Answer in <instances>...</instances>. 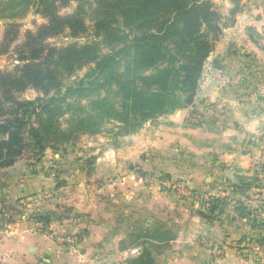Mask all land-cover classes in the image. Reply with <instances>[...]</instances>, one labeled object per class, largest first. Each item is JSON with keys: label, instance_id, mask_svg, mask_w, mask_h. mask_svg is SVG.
<instances>
[{"label": "crops", "instance_id": "crops-1", "mask_svg": "<svg viewBox=\"0 0 264 264\" xmlns=\"http://www.w3.org/2000/svg\"><path fill=\"white\" fill-rule=\"evenodd\" d=\"M123 140L94 154L89 168L58 160L46 169L47 153L38 163L18 159L0 168V264H129L144 247L154 264H211L213 248L224 250L219 264H264L263 248H247L257 260L242 259L240 244L264 242V215L253 217L264 208V184L233 189L250 182L264 157V0L240 1L204 63L192 104ZM110 175L113 184L97 185ZM162 175L211 203L159 190ZM37 191L51 196L38 214L40 229L15 210L19 198ZM67 224L77 232L70 244L57 241ZM157 225L169 240L145 237Z\"/></svg>", "mask_w": 264, "mask_h": 264}, {"label": "trees", "instance_id": "trees-1", "mask_svg": "<svg viewBox=\"0 0 264 264\" xmlns=\"http://www.w3.org/2000/svg\"><path fill=\"white\" fill-rule=\"evenodd\" d=\"M30 1L47 21L26 35L20 73H0V168L25 152L39 159L49 143L100 133L108 123H115L117 135L135 133L143 123L192 104L204 63L227 24L211 0L22 2ZM72 1L73 12L60 15L59 8ZM230 1L228 24L241 0ZM65 31L72 37L90 31L93 37L59 48L45 43ZM88 64L93 66L84 77L65 86V79ZM27 88L42 96L24 101L14 96ZM251 185L239 180L233 189ZM148 232L145 237L156 241L172 236L162 225ZM129 264H154L149 248Z\"/></svg>", "mask_w": 264, "mask_h": 264}, {"label": "rangeland", "instance_id": "rangeland-1", "mask_svg": "<svg viewBox=\"0 0 264 264\" xmlns=\"http://www.w3.org/2000/svg\"><path fill=\"white\" fill-rule=\"evenodd\" d=\"M22 1L23 0H14V1L0 0V73H3L8 76L18 75L21 70V65L26 62V60L23 59L25 57V52L22 51V49H24L22 44L26 38V35L31 32L34 33L40 25L46 23L47 21V18L41 13V8L36 6L34 1H32V3L30 1L26 5L23 4ZM211 1L213 2L216 11L220 14L221 22L228 24V22H230L232 18V16H230V11L233 8V3L230 0H211ZM76 5H77L76 1H72L67 6L59 8L58 13L60 15L69 14L73 12ZM86 23L89 26L91 25V21L89 18L86 19ZM92 37L93 36L90 31L79 37H72L68 35L67 31H65L64 33L47 37L45 43L49 44L50 46L59 48L62 46H66L72 42L84 43L92 40ZM104 52H107V50H104ZM92 66L93 64L85 65L80 70L76 71V73L72 77L65 79L64 81L65 86L71 85L76 81H78L79 79H81L82 77H84V75L90 71ZM14 96L18 98V100L24 101V100H34L37 97H41L42 94L32 88H27L22 92H15ZM143 124L141 125L140 128H142ZM105 128L106 129H104V131L96 134H89V133L80 134L76 140H70L69 142H65L63 144L49 143L48 146H46L43 155L41 156L42 158L47 153L48 157L46 158V166H47L46 169L55 168L53 164L56 165V161L58 160H63L62 163L66 162L65 164L66 167L71 165L72 162L78 163V161L80 160L79 161L80 166L89 168V166L91 165V161H94L95 156L100 154L104 149H106L107 146L111 148V145L115 146L116 142H120V140H123L128 135L133 134V133L131 134L129 133V134L117 135L116 134L117 129L115 127V123H108ZM140 128L138 130H140ZM94 154L97 155L94 156ZM53 155H59L60 159L53 157ZM41 158L37 159V157H35V155H33L31 152H25V154H23L18 159H23L26 161L27 160L31 161L33 163H38ZM262 160H264V157H260L256 162L253 175L250 177V182H252V185L256 183L261 185L264 184ZM62 176L63 173H61L60 176H58V178H61ZM161 177H166V176L165 175L158 176L155 179V183L157 185ZM252 178H255L257 180L252 181ZM113 179H116L115 176L110 175L104 181H98L97 185L98 186L105 185V183L113 184L114 181ZM169 179L185 184L184 181L179 179H172V178ZM62 180L65 182L67 181V179L65 178ZM185 186L189 188L187 185ZM253 187L255 189L258 186H253ZM158 188L159 190L161 189L159 185ZM191 190L193 192L195 191L193 189ZM161 191L168 192L163 189H161ZM109 192L111 193L112 191H108V193ZM193 192L192 195H186V197L184 198H179V197L177 198L180 200L197 201V203L201 205L203 203V200H201L203 197H201L200 194H199L200 197L199 196L196 197L195 194L193 195ZM168 193H171V195L175 196L171 191H169ZM38 194H43L46 197L47 201H45L43 207L46 206V204H49L51 198L50 194L44 191H37L31 195L22 196L21 198H19L15 203L16 205L15 210L19 212L18 216L20 215V213L25 215L24 221L25 222L27 221L26 223H31L33 226L40 229L42 227V223L39 220L35 219L36 218L35 216L27 215L25 209L20 207V202L25 200L26 197L29 198L31 196H35ZM65 195L66 193H63L61 191V196L65 197ZM212 198L213 197H211L207 202L211 203ZM256 215L259 217L261 215H264V209L261 208V210L253 211V217H257ZM263 223H264V219L261 222V224ZM65 229L66 231H63L62 235H59L57 237V241L66 242V243L69 242L70 244L71 242L75 241L74 234L77 232L73 229H70L68 224L65 226ZM201 240L202 241L206 240L207 242H210L208 239L205 238ZM240 244L241 246H243L242 249L243 251H241V254L243 256L242 259H245L244 257L247 256L248 258H251L254 261L257 260L259 256H257L256 258V255L250 254L248 252L249 250L247 248H252L251 247L252 245H258L259 246V249H257L258 251L262 250V248L264 249V242H262L258 237L244 238L240 242ZM208 247H210V245H208L207 248ZM215 250H217V248H213L214 253L212 252L209 253L211 264H216V263L219 264L223 260L222 255H224V250L220 248L217 251Z\"/></svg>", "mask_w": 264, "mask_h": 264}, {"label": "built area", "instance_id": "built-area-1", "mask_svg": "<svg viewBox=\"0 0 264 264\" xmlns=\"http://www.w3.org/2000/svg\"><path fill=\"white\" fill-rule=\"evenodd\" d=\"M206 69L208 70L209 67H207ZM262 164H263L262 169H263V174H264V160H262ZM158 185L163 190H166L168 192L169 191L173 192V194L179 198H184V197H186V195H192V192H193L190 188H187L185 186V184L178 182V181L170 180L168 177H161ZM194 192H193V195L195 194L196 197H198L200 193H198V192L194 193ZM200 195H201V197H203L201 199V200H203V202L204 201L207 202L211 198V196L206 195V194H200ZM45 201H47L46 197L43 194H38L35 196H31L29 198L26 197L25 200L20 202V207L25 209V212L27 215L36 216V214L37 215L39 214V212H40L41 208L43 207ZM203 243L210 244V242H207L206 240L205 241L203 240ZM251 247L254 249H259L258 245H252ZM218 249L219 248H217V250ZM217 250H215V251H217Z\"/></svg>", "mask_w": 264, "mask_h": 264}]
</instances>
